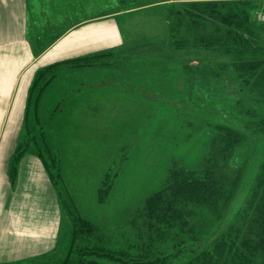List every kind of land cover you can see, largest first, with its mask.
Instances as JSON below:
<instances>
[{
	"label": "crops",
	"instance_id": "crops-1",
	"mask_svg": "<svg viewBox=\"0 0 264 264\" xmlns=\"http://www.w3.org/2000/svg\"><path fill=\"white\" fill-rule=\"evenodd\" d=\"M191 1L206 0H0V264H58L65 259L72 264H136L125 256L90 252L91 246L115 252L132 237L127 229L129 241L123 240V231L118 244L117 232L98 226L77 205V213L94 230L74 235L75 211L64 207L65 199L37 154L36 140L43 132L50 152L58 150L64 144L59 136L68 128L83 143L74 151L98 150L107 120L128 118L139 103H152L155 97L147 88L153 86L142 83L146 90L139 92L138 81L126 75L138 66L128 59L135 53L129 48L132 40L150 39L131 24L143 23L139 18L147 14L149 26L163 25L171 7ZM257 19L262 21L263 14ZM83 57L95 62H70ZM103 57L105 62L96 63ZM43 69L54 74L39 85L44 79L35 78ZM25 141L24 152L15 158ZM68 199L74 201L70 193Z\"/></svg>",
	"mask_w": 264,
	"mask_h": 264
},
{
	"label": "trees",
	"instance_id": "trees-1",
	"mask_svg": "<svg viewBox=\"0 0 264 264\" xmlns=\"http://www.w3.org/2000/svg\"><path fill=\"white\" fill-rule=\"evenodd\" d=\"M180 7L173 13L169 31L174 33L180 22L185 23L186 37L169 43L198 59L203 65L198 78L208 88L231 77L238 86L237 98L232 100L235 111L228 107L244 120L210 123L207 148L196 165L172 160L161 187L128 211L133 212L131 217H125L130 234L139 240L115 252L87 249L116 258L124 255L136 264H264V19L256 16L259 12L264 16V0L191 1ZM70 62L74 66L92 63L89 57ZM42 72L48 73L42 77ZM53 74L43 69L35 81L44 79L41 85ZM38 133L37 154L55 183L59 173L52 169L55 159L44 133ZM254 139L258 145L251 159L256 161H250L245 147ZM28 143H20L15 158ZM103 198L98 190V200ZM63 204L75 211L74 235L94 230L71 199ZM58 264L72 263L65 259Z\"/></svg>",
	"mask_w": 264,
	"mask_h": 264
},
{
	"label": "rangeland",
	"instance_id": "rangeland-1",
	"mask_svg": "<svg viewBox=\"0 0 264 264\" xmlns=\"http://www.w3.org/2000/svg\"><path fill=\"white\" fill-rule=\"evenodd\" d=\"M179 8L180 4H175L169 9L163 25L149 26L147 14L139 18L143 23L131 24V28L138 31L144 29L143 33L150 39L137 37L132 40L129 48L135 53L128 59L138 66L126 75L132 74L138 81L139 92L146 90L143 84L153 86L147 88V94L155 97L152 103H139L138 111L128 118L107 120L106 134L100 138L104 142L98 150L83 147L82 151H74L83 143L70 135L71 129L67 128L59 136L64 144L50 152L55 159L52 169L59 170L58 175L55 174V185L61 196L67 199L70 193L86 216L96 219L98 226L105 230L110 226L109 229L117 232L118 240L120 233L130 228L129 224L126 228L124 224L125 217L133 213L128 211L161 187L173 159L186 166L197 164L207 148L210 123L228 119L241 124L244 120L242 115L229 110L230 107L235 111L232 100L237 98L238 88L231 77L225 76L219 84L213 85V89L208 88V83L198 78L203 67L198 59L186 56L185 48H175L169 43L174 38L186 37L187 24L182 22L176 32H166L172 17L173 20L176 17L173 13ZM158 48L163 51L157 52ZM152 50L156 54L146 56ZM105 60L103 57L96 63ZM47 122L41 121V125ZM257 145L254 139L245 147L250 151V161H256L251 158ZM98 190L104 197L102 204L96 200ZM245 194L246 189L242 188L240 196ZM110 219L116 220V224L108 225ZM122 236L129 241L127 231ZM130 236L133 242L141 238ZM118 240L116 242L121 245ZM74 256L77 258L76 254Z\"/></svg>",
	"mask_w": 264,
	"mask_h": 264
}]
</instances>
